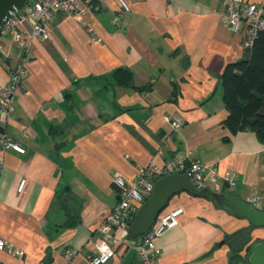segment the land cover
Here are the masks:
<instances>
[{"label":"crops","instance_id":"crops-1","mask_svg":"<svg viewBox=\"0 0 264 264\" xmlns=\"http://www.w3.org/2000/svg\"><path fill=\"white\" fill-rule=\"evenodd\" d=\"M123 1L128 11L117 0H95L84 14L57 12L48 39H31L29 75L12 116L0 113V130L24 149L0 151V238L23 255L0 251V264H88L89 240L118 199L114 179L132 180L138 168L177 154L214 165L216 176L202 195L171 197L166 212L182 214L155 240L154 264H234L251 242L264 240V227L218 207L209 194L255 198L264 210V140L223 125L221 74L249 56L222 24L223 0ZM249 1L264 13V0ZM0 44L10 54L0 56L1 89L16 50L7 39ZM118 69L130 74L127 85L115 79ZM172 116L182 120L177 130ZM227 170L237 174L235 188L219 178ZM139 240L116 244L106 264H137ZM66 248L77 251L70 262Z\"/></svg>","mask_w":264,"mask_h":264},{"label":"built area","instance_id":"built-area-1","mask_svg":"<svg viewBox=\"0 0 264 264\" xmlns=\"http://www.w3.org/2000/svg\"><path fill=\"white\" fill-rule=\"evenodd\" d=\"M95 0H29L23 8L14 10L4 20L0 29V39H7L16 52L14 67L8 68V81L0 89V113L8 120L13 112V100L16 93L22 88L24 80L29 75L28 61L32 50V38L40 41L48 39L50 23L55 13L84 14L92 9ZM123 11L128 7L123 0H117ZM219 15L224 27L232 34L239 35L244 50H250L260 34L264 33V13L257 4L249 0H223ZM117 16L113 17V21ZM25 23L31 26L30 31L24 27ZM92 43H99L101 39L94 33L91 24H84ZM29 37V39L27 38ZM0 56L5 59L10 54L5 52L0 44ZM170 124L173 130L182 125L179 116H172ZM12 149L23 153L24 149L10 136L0 130V151ZM207 173H209L207 175ZM169 174H184L198 190L206 186L208 180L214 181L216 168L200 161H189L179 154L164 162L162 166L150 163L137 169L134 179L126 180L120 176L114 179L117 188V202L104 217L96 230V235L89 240L91 251L88 255V264H106L114 257L115 245L127 243L130 237L129 228L134 214L139 206L146 201L153 190L154 181ZM236 172L227 170L219 177L230 188L236 187ZM25 180L19 181L17 191L21 192ZM250 205L257 206V199H251ZM258 209V208H257ZM182 209L177 208L157 216L152 227L140 236L134 243L137 264H154L160 249L155 240L163 232L178 224V217ZM0 251L21 257V250L11 248L0 238ZM77 254L72 248H66L62 257L66 262ZM54 264V263H51Z\"/></svg>","mask_w":264,"mask_h":264},{"label":"water","instance_id":"water-1","mask_svg":"<svg viewBox=\"0 0 264 264\" xmlns=\"http://www.w3.org/2000/svg\"><path fill=\"white\" fill-rule=\"evenodd\" d=\"M28 3L29 0H0V29L10 13L23 8ZM257 115L264 117V95ZM180 192L198 196L204 194L206 190L196 189L192 181L184 174H169L158 178L154 181L151 195L134 214L129 234L138 237L148 231L171 197ZM209 194L218 207L236 217L246 219L254 228L264 227V210L257 209L236 196H226L222 192H210ZM234 264H264V240L252 243L245 259L237 260Z\"/></svg>","mask_w":264,"mask_h":264},{"label":"trees","instance_id":"trees-1","mask_svg":"<svg viewBox=\"0 0 264 264\" xmlns=\"http://www.w3.org/2000/svg\"><path fill=\"white\" fill-rule=\"evenodd\" d=\"M246 52H249L248 58L228 64L221 74L223 104L228 110L223 125L232 134L250 130L264 140V117L257 115L264 95V33ZM114 76L122 85H127L130 80V74L123 69L116 70ZM249 248L241 260L245 259Z\"/></svg>","mask_w":264,"mask_h":264}]
</instances>
